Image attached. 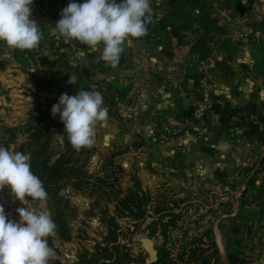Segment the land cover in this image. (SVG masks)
Segmentation results:
<instances>
[{
	"label": "rangeland",
	"instance_id": "374dc122",
	"mask_svg": "<svg viewBox=\"0 0 264 264\" xmlns=\"http://www.w3.org/2000/svg\"><path fill=\"white\" fill-rule=\"evenodd\" d=\"M33 12L37 21V12ZM50 44L45 36L32 51H6L0 44V146L18 151L36 126L61 121L59 114L53 117L51 109L62 94L98 91L109 119L96 129V151L86 169L91 175L100 174L106 159H112L123 168V173L114 176L120 197L127 196L136 182L147 194H139L132 212L124 216L117 213L116 202L70 189L62 193L69 203L60 218L57 207L47 201L40 210L48 212L57 226L55 236L48 240L56 254L50 264H139L148 257L139 243L141 237L151 238L159 254L167 252L173 260L184 247L187 259L190 250L200 246L210 264H264V208H249V165H238L235 157L217 154L208 159L195 155L179 165L168 146L176 136L175 126L157 128L150 104L175 84L172 78H165L166 68H147L148 73L140 78L131 69L125 68V75L109 66L107 74L85 80L80 72L83 52L68 43L61 49H55V44L50 49ZM93 54L99 56V52ZM38 71L42 74L36 75ZM69 75L77 77L74 86L68 83ZM210 85L213 80L200 82L206 90ZM200 170L218 174L208 178ZM226 171H235V175L220 174ZM230 201L238 204V210L227 218ZM0 205L8 219L16 221V209L26 207L7 189L0 192ZM140 212L142 216H138ZM217 233L227 243L234 241L235 249L227 257L215 254L212 243ZM108 253L115 258L105 259Z\"/></svg>",
	"mask_w": 264,
	"mask_h": 264
},
{
	"label": "crops",
	"instance_id": "0c3cea01",
	"mask_svg": "<svg viewBox=\"0 0 264 264\" xmlns=\"http://www.w3.org/2000/svg\"><path fill=\"white\" fill-rule=\"evenodd\" d=\"M70 2L84 0H33L32 13L37 12L38 27L49 39L50 49L54 44L55 49L68 46L51 28ZM151 2L155 23L149 25L148 35L126 43L117 71L128 75L123 70L131 69L143 78L147 68L163 65L168 73L165 78H172L175 84L167 86L149 108L157 128L175 126L176 136L168 143L173 158L184 165L199 154L206 159L210 154L235 157L238 165H249V208L263 209L264 0ZM68 44L83 52L82 78L107 74L109 66L96 63L85 45ZM207 80H213L208 90L200 86ZM183 171L190 173L189 169ZM199 172L208 178L218 174ZM220 174L232 177L235 171ZM228 208L227 218H231L238 204L230 201ZM215 239L221 256L233 253L234 241L227 243L220 233Z\"/></svg>",
	"mask_w": 264,
	"mask_h": 264
},
{
	"label": "clouds",
	"instance_id": "9594fccd",
	"mask_svg": "<svg viewBox=\"0 0 264 264\" xmlns=\"http://www.w3.org/2000/svg\"><path fill=\"white\" fill-rule=\"evenodd\" d=\"M32 5L33 0H0V44L6 51H32L40 45L43 33L33 18ZM154 16L151 0H84L70 2L51 29L65 43L78 42L92 53L99 52L96 63L116 68L126 43L148 35ZM69 76L68 83L74 86L77 77ZM51 112L53 117L59 114L76 152L93 147L96 129L109 119L98 91L64 93ZM5 189L26 207L16 209V221L9 220L0 205V264H50L56 254L48 240L57 226L48 212L40 210L48 193L32 172L29 155L0 146V192Z\"/></svg>",
	"mask_w": 264,
	"mask_h": 264
},
{
	"label": "trees",
	"instance_id": "16d2710c",
	"mask_svg": "<svg viewBox=\"0 0 264 264\" xmlns=\"http://www.w3.org/2000/svg\"><path fill=\"white\" fill-rule=\"evenodd\" d=\"M40 74H42L41 71L36 73V75ZM18 151L30 156L31 170L43 182L48 193L47 201L57 207L59 218L69 203L67 196L62 195L67 189L98 195L100 199L116 202V211L121 216L132 212L133 202L136 199L140 200L137 198L139 194L147 195L136 182L133 188L128 189L127 196L120 197L119 194L122 192L115 190L117 177L114 176L123 173V168L116 165L112 159H106V165L100 174L91 175L86 169V164L96 151L95 144L80 152L73 150L64 132V124L60 120H53L45 126H36L30 133L28 141ZM261 168L264 172V159L261 161ZM141 207L142 205H138L137 208L141 209ZM142 214L140 212L138 216ZM59 225L63 227V222ZM212 244L215 254L219 255L215 240ZM189 254V257L184 259L187 255V247H184L178 259L173 260L167 252H163L159 254V261L156 264H210L205 250L200 246L193 247ZM105 257L107 260L115 258L113 253H108ZM53 264L60 263L55 261ZM139 264H145V259L139 261Z\"/></svg>",
	"mask_w": 264,
	"mask_h": 264
},
{
	"label": "water",
	"instance_id": "95a60500",
	"mask_svg": "<svg viewBox=\"0 0 264 264\" xmlns=\"http://www.w3.org/2000/svg\"><path fill=\"white\" fill-rule=\"evenodd\" d=\"M139 243L148 256L145 259V264H156L159 261V252L155 247L154 241L148 237H141Z\"/></svg>",
	"mask_w": 264,
	"mask_h": 264
}]
</instances>
